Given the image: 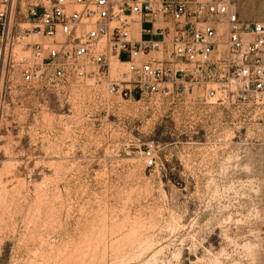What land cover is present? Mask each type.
Masks as SVG:
<instances>
[{"label":"rangeland","instance_id":"1","mask_svg":"<svg viewBox=\"0 0 264 264\" xmlns=\"http://www.w3.org/2000/svg\"><path fill=\"white\" fill-rule=\"evenodd\" d=\"M232 1L264 22V0ZM0 264H264L253 108L174 86L127 101L89 81L4 85Z\"/></svg>","mask_w":264,"mask_h":264},{"label":"built area","instance_id":"2","mask_svg":"<svg viewBox=\"0 0 264 264\" xmlns=\"http://www.w3.org/2000/svg\"><path fill=\"white\" fill-rule=\"evenodd\" d=\"M70 81L127 101L196 90L247 103L264 128V22L232 0H0V89Z\"/></svg>","mask_w":264,"mask_h":264}]
</instances>
